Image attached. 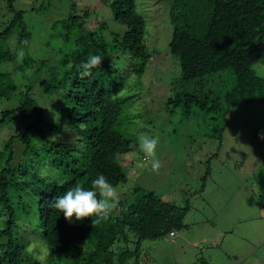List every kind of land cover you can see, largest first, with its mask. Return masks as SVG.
Wrapping results in <instances>:
<instances>
[{
	"label": "trees",
	"instance_id": "1",
	"mask_svg": "<svg viewBox=\"0 0 264 264\" xmlns=\"http://www.w3.org/2000/svg\"><path fill=\"white\" fill-rule=\"evenodd\" d=\"M58 1L46 0L47 5L42 3L33 12L44 13L54 8ZM123 1L113 0L112 6ZM163 1L168 3L172 28L168 51L177 59L180 71L179 79L172 83L166 105L171 110L181 108L185 114L195 108L209 121L217 123L213 125V131L218 133L215 140L219 148L223 127L217 125L225 120L230 108L264 103V77L254 69L258 63H264V0ZM6 3L12 18L0 31V62L13 61L15 72L23 83L19 88L11 73L0 68V78H11L14 82L6 91H0V101L9 105L12 94L21 93L15 108L9 106L0 110V129L15 121L24 128L16 135H10L0 149V207L8 212L0 226V239L3 240L0 264H38L26 253L25 245L15 234L17 211L12 205H17L16 199L23 195L17 193L26 191H30L36 200L37 226L50 258L66 256L72 264H129L131 260L133 264H139L142 242L164 241L169 232L178 233L184 228L187 205L178 208L153 192L137 187L130 200H123L118 210L95 227L92 218L83 221L73 218L69 223L63 213L49 207L53 197L77 183L90 188L91 180L100 174L116 187L128 181L117 157L138 150V145L120 131L117 119L121 111L116 101L105 94L100 83L88 87L86 77L80 78L78 66L89 55H101L104 57L102 64L93 68L91 75L99 77L111 70L118 74L117 61L128 53L135 59L132 73L140 75L152 56L147 52L142 30H139L138 17L132 20L133 26L127 27L133 30V35L132 31H127L108 40L102 25L88 24L87 13L76 15L72 10L74 4H71L69 13L52 24L49 40L60 41L56 49L60 60L56 66H49V58L38 60L29 54L34 47V37L25 21L24 11L15 8V0H6ZM12 34H16L17 52L24 49L22 62H18L9 50L3 53L4 44ZM128 39L133 43L128 44ZM227 77L231 78L230 86L225 85L224 78ZM35 88L43 96L50 97L54 92L61 95L63 105L56 109V125L46 120L39 100L34 97ZM64 129L80 133L76 143L52 139L54 133ZM15 147L21 150L16 165L13 164ZM213 155L217 156V151ZM35 160L47 162L62 174L64 180L56 182L40 178L33 171ZM208 172L209 167L203 182ZM107 233L116 237L130 233L135 238L133 253L126 249L110 255L111 246L101 241V235ZM100 251L103 258L97 254ZM77 253H81L82 258Z\"/></svg>",
	"mask_w": 264,
	"mask_h": 264
},
{
	"label": "rangeland",
	"instance_id": "2",
	"mask_svg": "<svg viewBox=\"0 0 264 264\" xmlns=\"http://www.w3.org/2000/svg\"><path fill=\"white\" fill-rule=\"evenodd\" d=\"M112 2L60 0L54 3V8L39 14L33 9L42 3L47 5L46 0H15V8L24 11L25 21L33 31L34 47L28 53L38 60L49 58V66H56L60 60V53L56 51L60 41L49 40L52 24L69 13L71 4H74L72 10L76 15L87 13L88 24L102 25L108 40L127 31H132L133 35V30L127 27L133 26L132 20L138 17L139 30H142L147 52L152 56L144 64L143 72L138 76L132 73L135 59L125 53L117 61L118 74L111 70L99 77L90 75L85 82L88 87L100 83L105 94L116 101L121 111L117 124L126 137L137 145L141 133L147 132L159 139L156 154L162 164L159 173L151 170L139 149L117 157L128 181L117 187L120 199L116 209L123 200L131 199L137 187L153 192L178 208L188 206L184 228L178 231L175 242H142L139 264H264V139L261 138L264 136V103L230 108L225 120L217 125L223 127L218 148L215 140L218 133L213 131V125L217 123L209 121L195 108L185 114L181 108L171 110L166 105L172 83L180 77L178 61L168 51L172 31L168 3L163 0H125L112 6ZM6 4V0H0V31L12 18ZM137 30L136 35L139 34ZM16 42V34H12L4 44L3 53L9 50L16 55ZM132 43L133 40L128 39V44ZM15 66L13 61L0 62L2 71H9L20 88L23 82L15 72ZM254 69L264 77V63H258ZM11 78H0L1 92L14 85ZM224 80L226 86L231 85V78ZM20 95L14 92L9 105L0 101V110L9 106L15 108ZM34 97L39 100L46 120L56 125V109L63 105L61 95L54 92L50 97L43 96L35 88ZM23 128L18 121L3 126L0 149L10 135H16ZM79 138L80 133L71 129L52 135L53 140L65 143H76ZM20 151L15 147L14 165L20 161ZM216 151L218 155L214 157ZM207 167L209 172L203 182ZM33 171L46 181L64 180L60 172L43 160L34 161ZM17 195L22 196L12 207L17 211L15 234L18 240L26 248L33 240L42 239L45 243L37 226L36 200L30 191ZM7 216L8 212L0 207V226ZM2 241L0 239V243ZM101 241L111 246L110 255L126 249L133 253L135 248V238L130 233L124 237L107 233L101 235ZM46 252V264H72L66 256L50 258L47 246ZM26 253L35 259V250L32 254ZM97 254L100 258L104 256L102 251ZM77 256L82 258L83 255L77 253ZM112 257L116 260L114 255ZM129 264H133V260Z\"/></svg>",
	"mask_w": 264,
	"mask_h": 264
},
{
	"label": "clouds",
	"instance_id": "3",
	"mask_svg": "<svg viewBox=\"0 0 264 264\" xmlns=\"http://www.w3.org/2000/svg\"><path fill=\"white\" fill-rule=\"evenodd\" d=\"M25 43H27L25 41ZM25 56L24 49L17 53V61L22 62ZM101 55H89L88 59L78 66L80 78L83 79L91 75V70L102 64ZM72 65H69L71 68ZM264 139V136H261ZM159 139L147 132L138 136V149L150 163L151 170L159 173L162 164L157 158V147ZM120 199V192L116 186L109 182L103 174L91 180V187L85 188L77 183L66 190L63 194L53 197L49 207L63 213L65 219L71 223L73 218L76 221H83L92 218L93 227L108 219L116 209ZM35 250V259L38 264H46V245L42 239L33 240L29 243L26 251L32 254Z\"/></svg>",
	"mask_w": 264,
	"mask_h": 264
},
{
	"label": "built area",
	"instance_id": "4",
	"mask_svg": "<svg viewBox=\"0 0 264 264\" xmlns=\"http://www.w3.org/2000/svg\"><path fill=\"white\" fill-rule=\"evenodd\" d=\"M176 236H177V232L171 231L164 237V241L173 243L176 240Z\"/></svg>",
	"mask_w": 264,
	"mask_h": 264
}]
</instances>
